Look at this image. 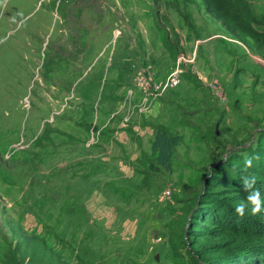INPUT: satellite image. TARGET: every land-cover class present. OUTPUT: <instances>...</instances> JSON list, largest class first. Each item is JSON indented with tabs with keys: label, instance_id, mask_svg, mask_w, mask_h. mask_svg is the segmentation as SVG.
<instances>
[{
	"label": "rangeland",
	"instance_id": "obj_1",
	"mask_svg": "<svg viewBox=\"0 0 264 264\" xmlns=\"http://www.w3.org/2000/svg\"><path fill=\"white\" fill-rule=\"evenodd\" d=\"M203 15L201 0H0V264H196L203 179L264 149V45L211 39L234 67L204 63ZM156 26L180 82L149 91L142 68L169 64ZM158 130L179 137L171 169Z\"/></svg>",
	"mask_w": 264,
	"mask_h": 264
},
{
	"label": "trees",
	"instance_id": "obj_2",
	"mask_svg": "<svg viewBox=\"0 0 264 264\" xmlns=\"http://www.w3.org/2000/svg\"><path fill=\"white\" fill-rule=\"evenodd\" d=\"M201 1L205 11L240 41L246 44L245 37L249 36L258 47L264 45V28H258L264 26V16L252 1ZM178 142V136L156 132L152 151L167 169L172 167L173 147ZM254 150L247 155L256 157L251 167H226L224 174L213 169L203 179L184 232L186 248L196 264H264V210L253 215L249 204L244 216L235 212L236 205L247 195L242 184L245 177L255 176L254 187L264 200V149Z\"/></svg>",
	"mask_w": 264,
	"mask_h": 264
},
{
	"label": "crops",
	"instance_id": "obj_3",
	"mask_svg": "<svg viewBox=\"0 0 264 264\" xmlns=\"http://www.w3.org/2000/svg\"><path fill=\"white\" fill-rule=\"evenodd\" d=\"M203 16H205V18H208L210 15L205 11V15H203ZM210 17L213 19V21L215 20L212 16H210ZM212 19H211V23H214L215 27H209L208 23L205 24V25H199L197 23H194V24L198 25L197 31H199L197 39H195V44H196L197 47H200V51H201V47H202L201 56H202V59H203L204 63H207V64L209 63V65H212L208 56H209V53H211L212 51H215V54H216L215 58L217 60L216 61V67L222 68V67H227V66H233L232 61L229 60L228 57H227V61L225 63L223 62V57H222L223 55H221V54H219L217 52L218 48H216L215 45H205V44H206V42H209L211 39H216V40H226L230 45H234V46L239 45V46H241L242 45L241 41L237 37H235L234 35L230 34L222 26V24L219 21L215 20L216 21V23H215V22L212 21ZM156 27L158 28L157 32L159 30L158 36L156 37L157 51H154L155 54H156V58L159 59V60H168L169 64H168V67L165 70H162L158 75H156L154 72H152L151 69H147L145 66L142 68L143 72H147V71L149 72L150 71L149 72L150 73L149 77L151 78V80L153 82V85L149 89V91L150 90L154 91L155 90L154 86H156L160 90L161 89L160 87H163V86H165L167 84L168 77L171 74V69L176 63V56L171 54L169 48L162 41V36L160 34V27H158V26H156ZM202 34L204 36H202ZM210 46H212V47H210ZM219 46L220 45H218V47ZM212 48L214 50H212ZM195 52L197 53V50H195ZM196 53H195V55H196ZM228 63H230V64H228ZM126 70H129V68L127 67ZM158 80H160V81H158ZM185 80H186V78H185ZM136 83H137V85L139 84V82H137V81H136ZM160 83H162V85ZM140 86H139V90H140L139 92L146 98L148 92L146 91V89H145V87L143 85H140ZM142 86L144 88H142ZM127 90H128V94H130V97H132L133 96L132 89L129 87V88H127ZM156 98H158V97L157 96L154 97V99H156ZM182 99L184 100L185 98H182ZM160 100H158V101H160ZM102 126L107 127V124L103 123ZM122 129L123 128H114L113 131H117V130L119 131V130H122ZM92 131L93 132H97V131H94L93 129H92ZM93 136L96 137L97 136L96 133Z\"/></svg>",
	"mask_w": 264,
	"mask_h": 264
},
{
	"label": "clouds",
	"instance_id": "obj_4",
	"mask_svg": "<svg viewBox=\"0 0 264 264\" xmlns=\"http://www.w3.org/2000/svg\"><path fill=\"white\" fill-rule=\"evenodd\" d=\"M256 157L245 156V166L251 167L253 159ZM251 179V183H249ZM256 183L255 176L245 177L242 181L245 192L247 193L245 200H241L235 207V212L239 216H244L247 205H251L253 215L264 210V200L261 199V192L254 187Z\"/></svg>",
	"mask_w": 264,
	"mask_h": 264
},
{
	"label": "built area",
	"instance_id": "obj_5",
	"mask_svg": "<svg viewBox=\"0 0 264 264\" xmlns=\"http://www.w3.org/2000/svg\"><path fill=\"white\" fill-rule=\"evenodd\" d=\"M179 82H180L179 71H174L168 77L167 85L173 87V86H176L177 84H179ZM219 96L224 98V94H222V92L219 93Z\"/></svg>",
	"mask_w": 264,
	"mask_h": 264
}]
</instances>
